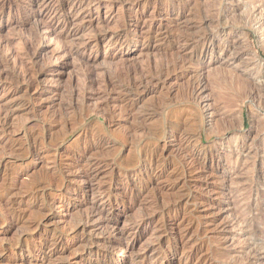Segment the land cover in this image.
Listing matches in <instances>:
<instances>
[{
  "label": "rangeland",
  "instance_id": "rangeland-1",
  "mask_svg": "<svg viewBox=\"0 0 264 264\" xmlns=\"http://www.w3.org/2000/svg\"><path fill=\"white\" fill-rule=\"evenodd\" d=\"M0 113V264H264V0H0Z\"/></svg>",
  "mask_w": 264,
  "mask_h": 264
},
{
  "label": "bare ground",
  "instance_id": "bare-ground-1",
  "mask_svg": "<svg viewBox=\"0 0 264 264\" xmlns=\"http://www.w3.org/2000/svg\"><path fill=\"white\" fill-rule=\"evenodd\" d=\"M83 1V0H82ZM136 1V0H135ZM29 2V1H28ZM200 2V1H199ZM48 3V2H47ZM46 3V4H47ZM44 5V4H43ZM50 9V8H53V5H52V3H50L48 6L46 5V7H45V9L43 8L42 10H40L41 12L42 11H45V10H47V9ZM35 9L34 8H31L30 9V11L28 12V14H27V16L25 17V24H29L31 21H32V19L37 15V12L35 13V11H34ZM56 11V10H55ZM59 11V10H58ZM61 11V10H60ZM239 11V10H238ZM40 12V13H41ZM219 12V11H218ZM217 12V13H218ZM250 14H251V12H250ZM67 15V14H66ZM70 15V14H69ZM196 15V14H195ZM201 15V14H200ZM214 15V14H213ZM213 15H211V17H213ZM210 16V15H209ZM70 16H66V20H65V22L68 24V27L67 28H70V26H71V19L69 18ZM214 17H215V15H214ZM202 17H200V19H201ZM205 18V17H204ZM203 19V18H202ZM74 21V20H73ZM199 21V20H198ZM205 21H206V19H205ZM241 21V20H240ZM204 23H206V22H204ZM76 25V24H75ZM66 26V25H65ZM50 28V27H49ZM47 26L46 27H43V28H37V31L38 30H41L42 29V32H44V31H49L50 33L51 32H54L51 28L49 29ZM36 31V30H35ZM39 32V31H38ZM36 33V32H35ZM52 34V33H51ZM55 34H56V32H55ZM31 35V34H30ZM47 35V34H46ZM203 35V34H202ZM201 35V36H202ZM43 37L42 38H40V42H41V40H44L43 38H44V36L45 35H42ZM209 36L210 35H204V36H202L200 39H199V43H200V46L201 47H206L207 45H208V40H209ZM41 37V36H40ZM51 36L49 35V38H50ZM29 38V37H28ZM52 38V37H51ZM179 38V37H178ZM55 39H56V37H55ZM189 40V39H188ZM196 41H197V39H196ZM36 45V44H35ZM221 46V45H220ZM9 48V47H8ZM70 48V47H69ZM32 45H29V46H27L26 47V50H27V53L29 54L28 55V57H30L31 59H33V58H36V56H38L37 54L38 53H36V52H32ZM34 49V48H33ZM36 49V48H35ZM24 51V50H23ZM71 51V50H70ZM25 52V51H24ZM64 52L66 53V52H68V50H67V48H65L64 49ZM64 53V54H65ZM9 56V55H8ZM6 57V56H5ZM176 58V57H175ZM174 58V59H175ZM177 58H179V56L177 57ZM2 59V58H1ZM9 58L7 57V59L6 58H4L3 60H4V64L5 63H8V60ZM180 59V58H179ZM179 61V60H178ZM161 62V61H160ZM170 62V61H169ZM183 62V61H182ZM174 63H176L177 64V60L174 62ZM160 64V63H159ZM178 64H180V63H178ZM168 65H170V63L168 64ZM172 65H173V63H172ZM171 65V66H172ZM193 65V64H192ZM43 66V65H42ZM45 66V65H44ZM81 66V65H80ZM128 66V65H127ZM174 66V65H173ZM172 66V67H173ZM102 67V66H101ZM126 67V66H125ZM175 67V66H174ZM177 67V66H176ZM152 68V67H151ZM158 68V67H157ZM164 68V67H163ZM163 68H161L160 69V72H161V74H163ZM11 69V68H10ZM20 69V68H19ZM110 69V68H109ZM3 71V70H2ZM146 71V70H145ZM151 71H153V70H151ZM27 72H29V71H27ZM121 72H122V70H121ZM118 73V74H115L114 76H107V77H103V78H106V79H103L104 80V82H105V84L103 85V91H105V93L108 91V90H110L111 91V89L112 90H114V89H116L117 87H130V88H132V90H133V88H135V86L137 87V85H139V84H141V83H143V82H145V80H148V79H150V78H153L154 77V75L155 74H153V72L152 73H147L146 74V72L145 73H142L141 72V70H139V69H132V68H126V70H124L123 71V73ZM7 73L9 74V72L7 71ZM116 73V72H115ZM137 73H139V75H140V73H141V75H140V77H138L139 79H135V76H134V74H137ZM158 74V73H157ZM202 74V73H201ZM199 75V80H198V83L197 84H195V85H193V87L190 89V91H189V94L191 95V97L195 100V101H197V103H198V107L200 106V101L202 100V93L204 92V89H205V87H204V85H203V79H201V76L202 75ZM138 75V74H137ZM241 75V74H240ZM245 75V74H244ZM102 76V75H101ZM161 76V75H160ZM157 77V78H161V77ZM218 76H220V75H218ZM78 77V76H77ZM81 77V76H80ZM27 77H25V79H26ZM156 78V77H155ZM233 78H234V75H233ZM238 78H240V77H238ZM244 78V77H243ZM125 80V82H124V80ZM241 80H242V78H240ZM246 79H247V77H246ZM245 78H244V83H246V80ZM93 80V79H92ZM160 80V79H159ZM221 80V79H220ZM240 80V81H241ZM32 81V80H31ZM234 81H235V79H234ZM124 82V83H123ZM147 82V81H146ZM161 82V81H160ZM23 83V82H22ZM148 83V82H147ZM151 83V82H150ZM231 83H232V81H231ZM235 83V82H234ZM233 83V84H234ZM149 84V83H148ZM152 84V83H151ZM239 84V82L237 83V85ZM248 84V83H247ZM252 84V83H251ZM250 85V84H249ZM20 86V85H19ZM18 86V87H19ZM239 86H240V84H239ZM243 85H241V87H242ZM247 86V85H246ZM39 87V86H38ZM116 87V88H115ZM149 87V86H148ZM29 88V87H28ZM58 88V87H57ZM67 88V87H66ZM69 88V87H68ZM71 88V87H70ZM85 88V87H84ZM83 87L81 88V89H84ZM101 88V89H102ZM234 88V87H233ZM243 88V87H242ZM92 89V88H91ZM121 89V88H120ZM123 89V88H122ZM125 89V88H124ZM136 89V88H135ZM249 89V88H248ZM58 90H60V89H58ZM128 90H131V89H128ZM132 90H131V92H132ZM136 90H138V89H136ZM239 90H242V89H239ZM244 90V89H243ZM250 90H252V89H249V91ZM84 91V90H83ZM118 91V90H117ZM28 92V91H27ZM42 92H44V93H50V92H52L51 91V88H46V87H43L42 88ZM41 92V93H42ZM115 92V91H114ZM240 92V91H239ZM242 92V91H241ZM251 92V91H250ZM68 93V92H67ZM76 93H77V91H76V89H73V87H72V89H70L69 90V94H70V98H69V103H68V106H69V108H73V109H75V108H78V107H80L81 106V109H84V105H82V104H85V99H83V102L81 103V101H80V103H81V105H79L78 104V102H76ZM80 93V92H79ZM96 93V94H95ZM104 93V92H103ZM63 94V93H62ZM111 94V93H110ZM110 94H107L108 96L110 95ZM97 96L98 94H97V92L95 91L94 93H92V95L90 96V97H94V96ZM103 95V94H102ZM105 96V95H104ZM246 96V95H245ZM103 97V96H102ZM100 97V99H102V103H103V105L104 104H107L108 102H109V100H110V98H108V97ZM113 97V96H112ZM28 98V97H27ZM117 98V97H116ZM120 98V97H119ZM104 99V100H103ZM118 99V98H117ZM112 100V99H111ZM110 100V101H111ZM116 100V99H115ZM78 101H79V99H78ZM99 103V102H98ZM63 105V104H62ZM99 105V104H98ZM78 106V107H77ZM123 106V105H122ZM105 106H97L96 107V111L98 110V112H100V111H102L101 109L102 108H104ZM205 107V106H204ZM128 108V107H127ZM132 108V107H131ZM202 108H203V106H202V104H201V107H199V109H201L202 110ZM100 109V110H99ZM104 109H106V107L104 108ZM123 109H125V108H123ZM130 109V108H129ZM6 110V109H5ZM196 110V109H195ZM106 111V110H105ZM105 111H102V112H105ZM108 111V110H107ZM128 111V110H127ZM203 111V110H202ZM109 112V111H108ZM201 113V112H200ZM57 114V113H56ZM60 114V113H59ZM58 114V115H59ZM66 114V113H65ZM65 114H61L60 116L62 117V115L64 116ZM80 114V113H79ZM107 114V113H106ZM0 115H1V113H0ZM201 115H203V113L201 114ZM52 116V115H51ZM139 116V115H138ZM67 117V116H66ZM83 117V116H82ZM58 118H59V116H58ZM136 118V117H135ZM138 118V117H137ZM193 118H197V117H193ZM67 119H70V118H67ZM75 119V118H74ZM57 120V119H56ZM59 120V119H58ZM176 120V119H175ZM60 121V120H59ZM63 121V120H62ZM62 121H60V122H62ZM49 122V121H48ZM47 122V123H48ZM70 122V121H69ZM74 122V121H73ZM177 122H179V121H177ZM185 122H186V120H185ZM184 122V123H185ZM195 122V121H194ZM51 123V122H50ZM66 123V122H65ZM75 123H76V120H75ZM196 123H197V121H196ZM54 124H55V122H54ZM57 124H61V123H56V125ZM192 124V123H191ZM193 124H195V123H193ZM44 125V124H43ZM55 125V126H56ZM174 126H179V124L178 123H174L173 124ZM185 125V124H184ZM50 126H52V125H50ZM54 126V125H53ZM66 126V125H65ZM65 126H63V127H65ZM182 126V125H181ZM194 126V125H193ZM45 127V126H44ZM47 128V127H46ZM45 128V129H46ZM51 128V127H50ZM87 128V127H86ZM180 128V127H179ZM194 128V127H193ZM42 130V129H41ZM132 130V129H131ZM24 131V130H23ZM25 132V131H24ZM42 132H43V130H42ZM39 134V133H38ZM47 135V134H46ZM36 138H37V136H35ZM45 137V136H44ZM133 137V136H132ZM35 138V139H36ZM51 138V137H50ZM56 139V138H55ZM51 141H52V139H50ZM115 140V139H114ZM118 140V139H117ZM116 143V142H115ZM138 147V146H137ZM183 147V145L181 144L180 145V150H181V148ZM23 148V147H22ZM183 149V151H182V153L183 154H185L184 156V158L185 159H187V158H189L190 157V155H189V153H186L187 151V149L185 150L184 148H182ZM24 152V151H23ZM30 152L31 151H29V150H27V154L29 153L30 154ZM140 156V155H139ZM115 159V158H114ZM190 159V158H189ZM135 160V159H134ZM192 160V159H191ZM2 161V160H1ZM193 161V160H192ZM108 162V161H107ZM1 163V162H0ZM123 164V163H122ZM127 164V163H126ZM195 164V163H194ZM117 165V164H116ZM60 167V166H59ZM59 169V168H58ZM61 171H63V169H60ZM60 171V172H61ZM64 172V171H63ZM63 174V173H62ZM64 175V174H63ZM50 176V175H49ZM46 178V177H45ZM34 181H38V180H34ZM33 181V182H34ZM31 183V182H30ZM35 183V182H34ZM39 183V182H38ZM32 184V183H31ZM40 184V183H39ZM13 185V184H12ZM33 185H35V184H33ZM36 186V185H35ZM11 188V187H10ZM36 188V187H35ZM12 189V188H11ZM223 192V191H222ZM32 195V194H31ZM194 202V201H193ZM240 202V201H239ZM10 207V206H9ZM3 214V213H2ZM13 214V213H12ZM91 214H92V216H94V215H97V214H100V209L97 207V206H93L92 207V212H91ZM90 216V215H89ZM89 216H88V218H89ZM91 221V220H90ZM36 222V221H35ZM220 231V230H219ZM249 237V236H248ZM19 243H20V241H19ZM22 243V242H21ZM23 244V243H22ZM15 247V246H14ZM5 248V247H4ZM13 248V247H12ZM9 249V248H8ZM4 253V252H3ZM1 254V253H0ZM192 254V253H191ZM3 255V254H2ZM2 255H0V263L2 262V260H3V256ZM211 262V261H210Z\"/></svg>",
  "mask_w": 264,
  "mask_h": 264
}]
</instances>
